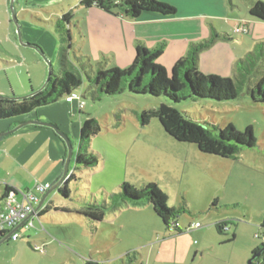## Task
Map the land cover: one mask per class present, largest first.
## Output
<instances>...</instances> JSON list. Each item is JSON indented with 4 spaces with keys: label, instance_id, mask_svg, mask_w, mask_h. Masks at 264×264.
<instances>
[{
    "label": "rangeland",
    "instance_id": "rangeland-1",
    "mask_svg": "<svg viewBox=\"0 0 264 264\" xmlns=\"http://www.w3.org/2000/svg\"><path fill=\"white\" fill-rule=\"evenodd\" d=\"M235 1L243 3V0ZM12 2L10 0L8 6L7 0H0V89H9L11 83L17 87L28 86L32 78L37 80L42 67L46 69L45 83L49 62L54 72L59 73L62 41L55 21L65 10L76 17L71 29L73 42L68 49L71 59L83 57L89 63L91 58L95 67L99 62L106 69L114 67L115 59L111 53H104L106 57L102 55L100 59L93 53L109 51V45L108 41L102 40L101 49L96 47L95 33L89 31L85 22L88 19L78 15L76 7L81 0L29 1L27 7L31 8L30 12L19 14L21 18L16 12L24 44L18 39V23L10 9L11 5L15 7ZM230 9L247 16L245 8L230 6ZM78 26L84 27L85 39L81 38ZM260 27L264 29V26ZM65 45L69 46L67 42ZM77 91L86 95L84 101L88 102L82 117L91 114L101 125L100 133L92 138L91 143L99 164L94 168L76 169L80 179L70 184L71 197L65 200L58 193V204L74 208L79 207V199L85 202L109 200L111 193L118 192L124 182L137 189L147 183H156L169 195V206L179 207L183 199L187 200L190 210L177 220L184 232L167 229L151 204L144 206L129 202L123 205L116 212H111L107 221L99 223L96 233L85 220L52 210V220L46 218L38 223L54 240L51 246H47V255L29 246L27 233H22L23 238L19 240L26 246L30 262L85 264V259L95 256L102 264H233L232 260L243 253L251 240L248 223L257 222L259 230L260 222L264 220V103L253 101L246 95L240 100L204 99L177 104L179 110L195 112L198 117L214 121L222 128L229 123L238 130L253 126L258 146L245 147L237 158L229 159L203 153L195 144L176 141L157 118L143 126L141 112L159 106L157 100H152L156 98L127 92L96 102L87 95L88 84ZM51 105L42 107L41 111L51 108ZM36 111L38 109L19 117L21 120L26 118L25 121L34 120L29 118H34ZM2 123L6 122L0 121ZM76 142L74 163L79 140ZM215 199L216 205H213ZM220 215L231 221L227 235L217 231L214 218ZM194 222H200L202 227L185 231ZM36 228H32L33 231ZM233 233L236 238L226 241ZM38 236L50 240L47 234ZM11 256L6 247L0 248V264H8L5 260ZM16 256L17 262H24L22 253ZM251 256L247 263H250Z\"/></svg>",
    "mask_w": 264,
    "mask_h": 264
},
{
    "label": "trees",
    "instance_id": "trees-1",
    "mask_svg": "<svg viewBox=\"0 0 264 264\" xmlns=\"http://www.w3.org/2000/svg\"><path fill=\"white\" fill-rule=\"evenodd\" d=\"M226 1L230 6L243 8L235 0ZM81 5L85 8L96 5L109 13L131 19H138L145 12L157 13L166 17L174 16L177 12L174 5L162 0H81ZM245 9L251 17L264 22V0L253 1ZM55 22L62 41L59 51L61 67L59 73L56 74L53 70L47 86L32 96L21 100L0 98V119L15 118L39 110L56 103L82 85L88 84L87 95L96 102L127 92L135 96L145 95L156 98L152 100H157L159 106L141 112L142 125L147 126L152 118H157L172 138L178 142L195 144L203 153L235 159L243 148L258 146L253 126L248 125L244 130H238L233 123H229L222 128L214 121L198 117L195 112L179 110L177 104L185 105L186 102H198L204 99L236 100L242 94L250 96L253 101L264 103V41L256 42L252 51L236 61L233 77L222 80L218 76L205 75L200 72V54L219 40L231 39L230 34H220L214 30L208 39L193 43L186 55L176 62L170 73L157 63V59L164 50L163 44L154 49L138 44L134 61L127 68L106 69L102 62L98 67H94L83 57L75 56L71 59L68 49L71 48L73 42L70 27L72 12L58 16ZM65 42L69 44L68 47ZM85 97L86 95H83V98ZM100 131L101 125L97 119L88 114L81 125L75 170L94 168L99 164V158L91 148V143L92 138ZM79 179L80 177L75 173H71L65 186L58 189L59 195L65 200L70 198V184ZM16 192L14 188L7 187L0 198V208L5 204L7 196ZM78 201H80L79 207L72 208L62 205L54 207L53 210L66 216H76L85 220L90 229H95V233L99 229V223L104 221L107 214L116 212L129 202L134 205L151 204L167 229L176 230L178 233L184 232L177 221L178 218L182 213L190 210L186 199H183L179 207L169 206V195L156 183H147L141 189H137L124 182L118 192L111 193L109 200L85 202L79 199ZM216 201V199L213 201V205H216ZM48 210L44 213L49 212ZM174 223L179 225L175 226ZM230 223V220L216 223L218 233L227 235ZM190 225L191 223L188 227ZM91 231L94 232V230ZM235 238L236 234L233 233L226 241L231 242ZM28 244L32 249L39 251L37 245L33 246L29 241ZM259 253L260 256L254 257ZM259 258H263V261L257 263ZM250 261L248 264H264V242L260 248L252 252ZM85 264L102 263L98 260L86 259Z\"/></svg>",
    "mask_w": 264,
    "mask_h": 264
},
{
    "label": "crops",
    "instance_id": "crops-1",
    "mask_svg": "<svg viewBox=\"0 0 264 264\" xmlns=\"http://www.w3.org/2000/svg\"><path fill=\"white\" fill-rule=\"evenodd\" d=\"M29 1L31 0H14L15 10L19 18H21L19 14L31 11V8L27 7ZM162 1L170 3L177 8L174 16L166 17L157 13L145 12L140 18L131 19L123 15L109 13L96 5L85 8L80 3L76 7L78 15L81 18L88 19L85 22L89 25V31L95 33L94 41L96 47L101 49L102 40L104 42L108 41L109 51H93L97 55V59H100L102 55L106 57L104 53H111V57L115 59L112 66L127 67L134 61L138 44H143L148 49H154L163 44L164 50L157 59V63L170 73L176 62L186 55L193 43L208 39L215 30L220 34H230L231 39L219 40L211 48L203 51L200 54L199 70L205 75L218 76L224 80L233 77L234 66L238 59L243 58L252 51L256 42L264 41V29L262 30V27H260L261 25L264 26V22L251 17L247 11V16H243L230 9V5L226 0ZM253 1L256 0H243L241 5L243 8H247ZM7 4L8 6L10 5V0H7ZM66 12L68 10H65L64 13ZM75 18V15L72 14L71 29L76 23ZM243 22H245L248 32L246 34L235 33V27ZM78 29L81 38L85 39L84 27L78 26ZM97 33L99 38H97ZM27 39L31 40L29 37ZM19 52L21 53L22 51ZM89 61L91 63V58ZM91 64L95 67L93 63ZM40 71L41 73L37 80L32 78L28 86L17 87L11 83L9 89H0V95L17 97L32 93L46 79V69L42 67ZM244 97L245 94H242L236 100ZM87 105L88 102L84 101L83 108H80L78 100L68 102L65 98H62L52 104L51 108L46 109L44 112L40 108L36 111L34 118H29L53 123L72 139L70 142L74 145L72 146L73 156L69 164L68 175L63 181L68 148L65 141L53 128L39 124H27L11 134L0 136V198L4 195L7 187L16 190H29L34 189L38 182L52 185V189L45 193L38 192L40 200L35 204V209L41 202L43 203L39 210L35 211L36 214L33 215L34 226H27V222L18 225L14 229L20 235L17 240L11 238L10 232L12 230L0 234V248L6 247L7 252L12 254L10 259L5 260L9 262L8 264H32L27 255L26 246L19 242L23 238L22 233H27L26 235L30 239L29 242L33 246H44V255L49 253L47 246H51L54 240L51 234L38 223H42L46 218L47 220H52L51 212L53 208L65 205L58 204V189L65 186L71 173H75L74 154L77 148L76 141L80 137L81 125L85 119L82 114L83 111L85 112ZM25 120L26 118L21 120V117L0 119V121L6 122L0 124V133L15 128L24 123L22 121ZM59 182L57 189H53ZM46 210L49 211L47 215L44 213ZM110 214H107L104 221H107L106 218ZM214 219L215 223L230 220L221 215L216 216ZM248 225L251 240L247 242L243 253L232 260L233 262L231 263L233 264H248L247 260L252 252L262 246V236L264 234L262 225H264V220L260 222L261 229L259 230H257V222L248 223ZM32 228H36V231H33ZM44 234L50 237L49 241L47 237L38 236H43ZM21 253L24 255V258H22L24 262L23 260H18L17 262L16 255L20 254L21 256ZM89 259L97 260L95 256H91ZM262 259L259 258L256 262H262ZM41 261L43 260L41 259Z\"/></svg>",
    "mask_w": 264,
    "mask_h": 264
},
{
    "label": "built area",
    "instance_id": "built-area-1",
    "mask_svg": "<svg viewBox=\"0 0 264 264\" xmlns=\"http://www.w3.org/2000/svg\"><path fill=\"white\" fill-rule=\"evenodd\" d=\"M235 32L240 34H246L248 28L245 22L238 24L235 27ZM66 101L73 102L78 100L80 103V108L84 106L83 94L79 93L77 90H73L70 94L64 97ZM52 185L50 183H41L38 182L34 189L29 190H16V193H10L3 207L0 208V234L7 233L9 230H12L11 237L14 240H17L20 235L14 229L21 223L27 222V226H34L33 215L35 212V204L40 200L38 192L45 193L50 190ZM175 226H178V223H174ZM202 227L200 222L191 223L187 231H192L194 229ZM228 228L227 226L225 227ZM264 242V235L262 236ZM37 249L42 253L45 252L44 246H37Z\"/></svg>",
    "mask_w": 264,
    "mask_h": 264
},
{
    "label": "water",
    "instance_id": "water-1",
    "mask_svg": "<svg viewBox=\"0 0 264 264\" xmlns=\"http://www.w3.org/2000/svg\"><path fill=\"white\" fill-rule=\"evenodd\" d=\"M12 4H14V0H13ZM10 9H11V11H12V16H13V18H14L15 21L18 23L15 7H14L13 5H11V8H10ZM18 32H19V34H18V39L20 40V42H21L22 44H24V43H23V38H22V34H21V30H20L19 23H18ZM31 46H33V45H31ZM33 47H36V46H33ZM41 53H42L43 58L47 60V57L45 56V54H44L42 51H41ZM52 72H53V66H52V63L49 62V75H48V77H47L46 82H45L44 85L42 86V88L39 89L38 91H34V92H32V93H30V94H28V95H26V96H21V97H19V96H17V97H7V96L0 95V98H14V99H16V100H21V99H24V98H26V97L32 96V95H34V94L40 92L41 90H43V89L47 86V84L49 83V80H50V78H51V76H52ZM27 124H39V125L49 126V127L53 128V129L56 131V133H57V134H58V135H59V136L65 141L66 146H67V148H68V157H67V161H66V165H65L64 177H63V179H62V181H63V180L67 177V175H68L69 164H70L71 158H72V156H73V147H72V144H71V142H70L69 137H68V136L66 135V133H65L64 131H62L57 125H55V124H53V123H50V122L41 121V120H39V119H37V120H30V121H26V122H24V123H22V124L16 126L15 128H13V129H11V130H9V131H6V132H3V133H0V136H4V135H7V134H11V133H13V132H15V131L21 129L23 126H25V125H27ZM59 184H60V182H59L58 184H56V185L53 187V189H57V187L59 186ZM51 189H52V188H51ZM42 203H43V202H41V203L39 204V206L35 209V211L39 210V208L42 206ZM10 234H11V232H10ZM257 256H260V253L257 254V255L254 256V257H257ZM250 260H251V259H250ZM250 262H251V261H250Z\"/></svg>",
    "mask_w": 264,
    "mask_h": 264
}]
</instances>
